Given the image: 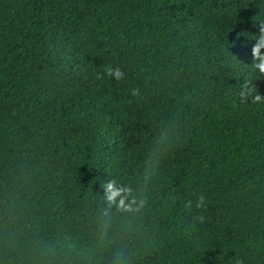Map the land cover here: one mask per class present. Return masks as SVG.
Returning <instances> with one entry per match:
<instances>
[{
  "label": "trees",
  "instance_id": "16d2710c",
  "mask_svg": "<svg viewBox=\"0 0 264 264\" xmlns=\"http://www.w3.org/2000/svg\"><path fill=\"white\" fill-rule=\"evenodd\" d=\"M261 25L264 0H0V264H264ZM110 180L145 206L99 249Z\"/></svg>",
  "mask_w": 264,
  "mask_h": 264
},
{
  "label": "clouds",
  "instance_id": "9594fccd",
  "mask_svg": "<svg viewBox=\"0 0 264 264\" xmlns=\"http://www.w3.org/2000/svg\"><path fill=\"white\" fill-rule=\"evenodd\" d=\"M252 55L254 60L253 67L261 74H264V25L260 26V32L252 49ZM106 75L109 77H115L117 80H121L124 73L119 68L113 69L109 67L106 69ZM249 85L250 82H246L243 85L241 98L245 102L250 99L254 104L264 103V96L259 93V90L256 89L254 85ZM101 188L103 192L104 206L100 209V216L97 219L96 229L98 238L97 247L99 249H103L113 243L110 233L114 227V218L116 214L135 217L145 206L143 196H138L136 189L130 184H123L116 180H110L109 182L101 185ZM205 205V196L199 195L197 197L195 207L198 209H204ZM187 207H192L191 201L188 202ZM196 220L203 223L205 222L206 217L201 214L196 217ZM129 227H131V225H129ZM124 259V251L122 249H118L115 253L113 264H124Z\"/></svg>",
  "mask_w": 264,
  "mask_h": 264
},
{
  "label": "rangeland",
  "instance_id": "374dc122",
  "mask_svg": "<svg viewBox=\"0 0 264 264\" xmlns=\"http://www.w3.org/2000/svg\"><path fill=\"white\" fill-rule=\"evenodd\" d=\"M45 1L48 2L50 0ZM213 20L218 25L221 32L225 33V31L228 29L235 28L238 25L240 18L235 13H229L221 19L214 18ZM135 114L137 116L138 122H122L118 125L119 130L122 132L117 144L120 151H123L130 145L151 136V133L147 128V123L143 122L145 119V114L141 111H136Z\"/></svg>",
  "mask_w": 264,
  "mask_h": 264
}]
</instances>
